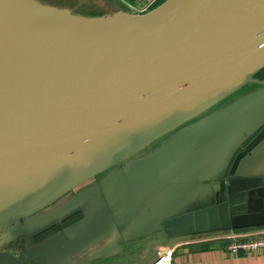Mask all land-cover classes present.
<instances>
[{"label": "water", "instance_id": "water-1", "mask_svg": "<svg viewBox=\"0 0 264 264\" xmlns=\"http://www.w3.org/2000/svg\"><path fill=\"white\" fill-rule=\"evenodd\" d=\"M69 13L0 0L3 202L264 68V0H167L146 15ZM263 142L264 129L237 154L214 207L166 220L158 237L264 227L263 179L237 174ZM159 261L155 251L140 264ZM0 264L27 262L6 252Z\"/></svg>", "mask_w": 264, "mask_h": 264}, {"label": "crops", "instance_id": "crops-1", "mask_svg": "<svg viewBox=\"0 0 264 264\" xmlns=\"http://www.w3.org/2000/svg\"><path fill=\"white\" fill-rule=\"evenodd\" d=\"M144 1L73 0L93 7L84 12L89 18L133 14ZM262 70L168 122L0 199V254L27 264H140L152 252L172 251L171 264H264V251L232 254L217 239L264 227L158 237L166 220L214 207L223 198L237 154L264 129ZM237 174L264 182V142Z\"/></svg>", "mask_w": 264, "mask_h": 264}, {"label": "built area", "instance_id": "built-area-1", "mask_svg": "<svg viewBox=\"0 0 264 264\" xmlns=\"http://www.w3.org/2000/svg\"><path fill=\"white\" fill-rule=\"evenodd\" d=\"M160 1L161 0H145L144 3L139 6L133 7V14H149L152 10L160 6H157ZM217 239L228 242L227 251L232 254L249 256L258 251H264V230H260L248 236L223 234ZM172 255V251L158 252V257L160 258L158 264H171Z\"/></svg>", "mask_w": 264, "mask_h": 264}, {"label": "rangeland", "instance_id": "rangeland-1", "mask_svg": "<svg viewBox=\"0 0 264 264\" xmlns=\"http://www.w3.org/2000/svg\"><path fill=\"white\" fill-rule=\"evenodd\" d=\"M33 1L45 7L52 6V7H55L53 9L69 11L71 12L69 14H71L72 16H75V17L78 16V17H83V18H89V16L84 15V12H86L87 9L92 10L93 8V7H89L86 9V7H83V6L82 7L76 6L77 3L74 4L73 0H33Z\"/></svg>", "mask_w": 264, "mask_h": 264}, {"label": "trees", "instance_id": "trees-1", "mask_svg": "<svg viewBox=\"0 0 264 264\" xmlns=\"http://www.w3.org/2000/svg\"><path fill=\"white\" fill-rule=\"evenodd\" d=\"M166 0H161L158 4H157V6L158 5H161L162 3H164ZM261 73V75L264 77V69L260 72ZM224 245H226V243L228 244V242H222Z\"/></svg>", "mask_w": 264, "mask_h": 264}, {"label": "flooded vegetation", "instance_id": "flooded-vegetation-1", "mask_svg": "<svg viewBox=\"0 0 264 264\" xmlns=\"http://www.w3.org/2000/svg\"><path fill=\"white\" fill-rule=\"evenodd\" d=\"M233 165V164H232ZM231 169H232V167H231ZM231 169H230V171H231ZM230 173V172H229Z\"/></svg>", "mask_w": 264, "mask_h": 264}]
</instances>
